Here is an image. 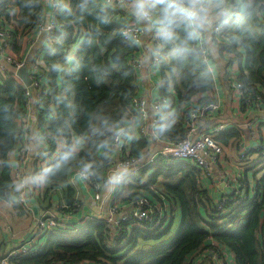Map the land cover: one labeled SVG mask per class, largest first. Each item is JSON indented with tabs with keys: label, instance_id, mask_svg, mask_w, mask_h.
Here are the masks:
<instances>
[{
	"label": "trees",
	"instance_id": "16d2710c",
	"mask_svg": "<svg viewBox=\"0 0 264 264\" xmlns=\"http://www.w3.org/2000/svg\"><path fill=\"white\" fill-rule=\"evenodd\" d=\"M59 1L62 9L56 15V29L49 35L55 43L44 50L42 57L47 71L38 70L37 76L48 88L46 101L39 113L40 119H49V113L54 112L46 131L63 142H70L78 135L88 137L77 158L46 184L44 198L51 191L61 190L69 207L75 197L69 178L76 169L92 164L95 170L93 181L104 186L112 156L110 146L114 130L129 119L130 104L137 95L136 72L128 65L136 47L122 42L120 31L125 21H122L124 15L120 11L109 9L110 21L99 24L97 15L105 7L101 0ZM84 2L89 8L82 15L80 9ZM43 16L44 0H0V19H5L10 26L8 31L14 47L16 40L35 34ZM253 23L256 25L253 39L246 40L242 45L220 46V51L232 54L237 60L241 58L238 50H244L246 74L242 72L240 81L249 91L264 89V24L260 18ZM72 49H75L73 55ZM53 65L61 67L57 70ZM171 68L172 64L160 67L162 78ZM102 69H107L106 76L102 74ZM205 71H209L208 67L203 61L199 62L175 78V93L173 89L169 91L162 87L160 94L169 103L161 115L171 112L175 123L167 131L158 132L159 135L171 140L181 138L184 131L181 104L213 90V75L211 81L202 87L192 86L193 77ZM23 95L24 89L18 82L0 80V200L10 199L12 192L8 156L20 139L16 118L22 109ZM176 102L178 109L174 110ZM93 129L100 131L94 133ZM236 136V132L227 131L218 141L225 144L229 138ZM146 144L145 141H135L132 154H139ZM198 177L199 173L189 164L167 162L160 163L144 183L141 184L142 177L127 183L128 191L155 200H166L171 218L166 221L164 230L154 225L136 227L128 224L122 237L115 240L110 238L109 230L102 222L88 221L74 232H48L42 237L45 243L38 251L15 258L13 263L188 264L209 238L208 228L217 231L213 239L228 249L236 264H264V248L258 239L264 208V174L256 181V193L257 196L261 193V202L257 198L247 201V206H244L248 209L246 222L233 231L217 228L212 215V202L207 191L198 186ZM176 211L179 225L174 235L172 218Z\"/></svg>",
	"mask_w": 264,
	"mask_h": 264
},
{
	"label": "built area",
	"instance_id": "2783aa9c",
	"mask_svg": "<svg viewBox=\"0 0 264 264\" xmlns=\"http://www.w3.org/2000/svg\"><path fill=\"white\" fill-rule=\"evenodd\" d=\"M101 2L105 6L110 4V9L113 11H120L122 14L127 13V10L121 7V0H101ZM44 3L49 6V15L37 26L35 33L37 37L42 34L46 36L48 48L55 43L54 39H51L49 35L56 29V15L62 9V5L59 0H44ZM130 22L129 20H125L124 25ZM262 22L264 24V19H262ZM8 28L10 26L7 21L0 19V55L4 63L13 69V73L9 77L11 80L13 79L17 82L18 72L24 67V60L15 54L12 37ZM26 38L28 36L23 37L24 40ZM121 39L123 43H128L122 37ZM47 48H44V50H47ZM228 56L231 59L233 58L232 54H228ZM203 63L206 64L208 70L212 73L209 57ZM128 65L136 72V78L144 66L143 60L135 57V54L130 57ZM0 73H5L4 65H0ZM148 73L154 74V70L148 68ZM37 75L38 73L31 77L30 88L21 84L24 89L22 101L24 112L20 120L22 122L24 137H26L30 126L31 109L35 108L37 112L41 111L48 95L47 86L42 83ZM233 78L234 80H230V85L237 93L238 101L243 108H246L245 111H251L252 113L251 118L245 123L246 131L251 138L258 140L256 146H254L256 147L254 151H250V148L245 149L244 147L241 150L240 163L242 167L229 173L221 170L220 159L224 155V147L218 139L223 133L230 130V125L227 123H217L208 128L204 126L221 113L222 103L215 84L213 90L207 94L194 96V99L195 97H199L195 103L180 108L184 131L180 139L177 137L174 140L159 135L158 130L155 128V124L159 122L161 112L164 110H160V104L166 97L158 93L154 98L147 100L142 96L136 95L130 104L129 119L118 125L114 130L110 146L112 156L106 173L107 176L112 169L121 164H126L133 170L132 178L113 191H108L104 186L96 184L93 181L92 175L87 179H81L79 175L80 168L73 171L69 178V182L71 183H76V177L83 182L86 189L93 194V202L99 203V209L103 205V208L107 207L105 212H103L104 215L99 213L98 215L84 216L78 223H68V219L81 208L78 200H74L73 204L69 207L63 203L58 204L55 209L45 210L44 214L34 218L35 223L31 234L18 247L9 252L0 251V264H14L15 258L35 253L43 246L40 240L48 232L54 230L74 232L88 221L99 220L102 222L109 230L110 238L115 240L122 237L125 225L128 224L136 227H143V224L154 225L157 229L164 230L166 221L171 218L169 205L166 200H155L134 191H130V194L127 196L124 193L129 189L127 183L140 177H142L140 180L141 184L144 183L146 177L155 172L160 163L189 164L199 173L198 180L200 183L203 179H206L213 186L217 185L212 181L213 169L222 173L220 182L222 185L221 195L215 201H212V215L215 223L217 228L221 227V231H233L242 226L246 222V215L248 213V209L244 206H247L249 200H253L254 198H257V201L260 202L262 200L261 193H258V196L256 193V181L259 178H255V181L251 183L246 178V175H244V171L245 169L250 170L252 174L259 175V177L264 174V89L254 88L253 91H249L244 87L240 78H237L236 74L233 75ZM175 109H178L177 102L174 107ZM49 115V119H52L54 112L52 111ZM49 119L48 122L50 121ZM133 123L134 127L130 136L119 135L118 129H127ZM132 137H135L138 141H145L147 143L146 148L141 149L137 155L131 152L132 144L130 140ZM243 139H245L244 134H240L237 137V142L242 143ZM43 141L44 144L39 157L43 160V164L46 165L50 161V156L54 155V152H51L52 144L55 141H59L62 144L63 141L48 131L44 132ZM18 157L20 161L25 160L26 162V151L21 150L18 153ZM14 177L17 193L15 190L12 194L22 201L24 199L25 187H19L18 181L23 176L20 172L16 173ZM122 197H124L123 201L127 199L122 204L127 203L129 212H122L123 210L120 207V198ZM24 209L29 213L33 212L29 206H24ZM263 209L258 239L260 245L264 248ZM206 229L207 231L209 230V238L202 245L201 250H199L200 252H195V255L188 261V264H236L228 249L218 245L213 239V235L217 231ZM52 264L70 263L57 262ZM78 264L93 263L84 261Z\"/></svg>",
	"mask_w": 264,
	"mask_h": 264
},
{
	"label": "clouds",
	"instance_id": "9594fccd",
	"mask_svg": "<svg viewBox=\"0 0 264 264\" xmlns=\"http://www.w3.org/2000/svg\"><path fill=\"white\" fill-rule=\"evenodd\" d=\"M66 7V6H64ZM121 7L126 9L131 22L125 24L120 36L129 44L144 48L141 53L146 68L153 70L172 64L168 74L157 81L158 87L171 91L175 78L185 74L191 66L213 57L223 45H242L254 38L257 18L264 19V0H121ZM87 2L81 4V14L88 12ZM106 5L97 15L99 24L108 23L111 19ZM150 37L145 48L144 36ZM60 65H53L59 70ZM107 75V69H102ZM212 79L211 71H205L192 79V86L202 87ZM164 98L160 104L162 111L168 106ZM106 123V122H105ZM175 120L171 112L161 115L155 128L158 132L167 131ZM134 123L127 129H118L121 136H130ZM99 129H93L94 133ZM88 141L85 135H78L70 142H63L58 158L39 172L22 177L19 187L43 186L58 171L76 159ZM132 169L126 165L112 169L104 179V187L113 191L132 178ZM92 164L80 169L81 179L94 175Z\"/></svg>",
	"mask_w": 264,
	"mask_h": 264
},
{
	"label": "crops",
	"instance_id": "0c3cea01",
	"mask_svg": "<svg viewBox=\"0 0 264 264\" xmlns=\"http://www.w3.org/2000/svg\"><path fill=\"white\" fill-rule=\"evenodd\" d=\"M49 15V6L44 3V16L43 19H46ZM122 21L129 20L131 21V17L128 12L123 14ZM20 44L18 45V42ZM16 40V46L13 45V50L17 56H19L22 60H24V67L22 69H26V73L28 78L31 80V77L34 74H37L38 70L47 71L44 62V48H47V38L44 34L39 37L34 35L28 36L25 40L22 38L21 40ZM145 48L150 41V37L145 35ZM72 55L75 52V49H72ZM144 51V48H137L135 57L143 60L141 53ZM241 54V58L237 60L233 56L231 59L226 51L218 50V53L209 57L212 74L214 79V84L216 85L218 96L221 99L222 108L221 113L215 119H212L204 126L206 128L213 126L217 123H227L230 125V130L236 132L239 136L240 134H244L245 139H243L242 143L237 142V137L229 138L225 144L221 143L224 147V155L220 159L221 170L229 173L230 171L238 170L239 167H242L240 163L241 150L244 148H250V151H254L256 147V143L258 140L256 138H251L249 133L246 131L245 123L252 116L251 111H245V107L243 108L238 101L237 93L231 88L230 80H234L233 75L236 74L237 78H240L242 72L246 74L244 63H245V53L241 48L238 50ZM228 53V54H226ZM72 56L69 58L68 63H71ZM236 59V60H235ZM233 64V65H232ZM0 65H4L5 73H0V80L5 82L11 80L9 75L13 73V69L4 63L2 56L0 55ZM144 65V63H143ZM162 78V73L160 68L154 70V74L148 73V68L143 66L142 71L137 74L136 78V90L137 95L144 97L149 100L157 96L160 93L162 87H158L157 81ZM19 84H23L22 80L18 76ZM158 90V92H157ZM175 93L174 89L172 90ZM199 97H195L191 100L187 105L181 104V107L188 106L190 104L195 103ZM23 109L18 111V115L16 118V125L18 132L20 133V139L17 141L16 146L13 151L10 152L8 156V161L10 164V176L13 182V189L10 194V199L0 200V251L9 252L16 247H18L21 242H23L32 232L33 225L35 223L36 217L44 214L45 210L55 209L58 204H63L64 198L62 191H51L49 196L44 198V192L46 189V185L43 186H26L24 199L21 201L17 198V196L12 193L16 190L17 193V185L15 186V174L20 173L23 177L29 176L33 173L39 172L42 168L46 167L50 161H53L58 157V153L61 150V143L59 141H55L52 144V153L54 155L50 156V161L45 165L43 164V160L39 157V153L43 148V134L46 131L48 119H40L41 112H37L35 108L31 109V119L29 130L26 133V137H24V133H22V122L20 117L23 116ZM261 129V128H259ZM135 137H132L131 144L137 141ZM244 147V148H243ZM21 150L26 151V162L20 161L18 157V153ZM25 163V164H24ZM244 175L246 178L252 182H254L255 178H260L259 175L256 176L252 174L250 170L245 169ZM222 179V173L213 169L212 181L216 183V186L210 184V181L203 179L201 183L198 180L200 187L207 191L210 201H215L222 192V185L220 184ZM76 183H71L70 185L74 190L75 197L74 200H78L81 204V208L72 215L71 218L68 219V223H78V221L84 217L89 215H98L99 213L105 212L107 207L102 206L99 209V203H94L92 200V193L86 189L83 182L75 178ZM125 197V196H124ZM120 198V207L122 208V212H129V207L126 204H122L126 202L127 199L123 201V198ZM24 206H29L33 212L29 213L24 209ZM178 217V225H179V214L174 212L173 220ZM41 218V217H40ZM79 227V226H78ZM45 243V240L41 239L40 243ZM231 254V253H230Z\"/></svg>",
	"mask_w": 264,
	"mask_h": 264
},
{
	"label": "water",
	"instance_id": "95a60500",
	"mask_svg": "<svg viewBox=\"0 0 264 264\" xmlns=\"http://www.w3.org/2000/svg\"><path fill=\"white\" fill-rule=\"evenodd\" d=\"M18 76L22 80V82L24 83V85L26 87H29L30 88V86H31V80L28 78L25 68L24 69H21L18 72Z\"/></svg>",
	"mask_w": 264,
	"mask_h": 264
},
{
	"label": "rangeland",
	"instance_id": "374dc122",
	"mask_svg": "<svg viewBox=\"0 0 264 264\" xmlns=\"http://www.w3.org/2000/svg\"><path fill=\"white\" fill-rule=\"evenodd\" d=\"M19 41V40H18ZM20 42L21 41H19L18 42V45L20 44ZM70 68V67H69ZM125 195L127 196V195H129L128 193H130V191H128V190H126L125 192ZM123 193V194H124ZM205 216V219H207V217H206V215H204ZM208 221V220H207ZM177 230H178V217L174 220V223H173V225H172V231H173V234L175 235V233L177 232Z\"/></svg>",
	"mask_w": 264,
	"mask_h": 264
}]
</instances>
